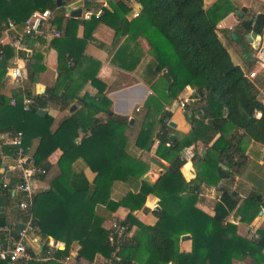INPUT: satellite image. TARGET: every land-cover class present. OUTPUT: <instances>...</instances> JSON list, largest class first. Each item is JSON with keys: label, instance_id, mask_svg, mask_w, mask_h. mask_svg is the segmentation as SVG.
Masks as SVG:
<instances>
[{"label": "trees", "instance_id": "obj_1", "mask_svg": "<svg viewBox=\"0 0 264 264\" xmlns=\"http://www.w3.org/2000/svg\"><path fill=\"white\" fill-rule=\"evenodd\" d=\"M138 3L140 15L131 22L126 20L130 9L121 0L111 2V10H104V16L109 19L117 38L128 34L127 42L113 58L115 64L126 71H134L140 58L131 50V44L144 38L154 57L152 77L164 71L159 82L164 84L163 97L159 91L158 97L151 96L147 101L149 112L137 136L136 146L148 149L160 125L158 138L161 143L157 153L170 163V167L156 185L142 182L140 193L130 194L120 204H131L132 211L122 225L123 234L116 233L117 240L122 241L134 226L138 230L126 243L112 244L109 232L103 228V219L95 214L94 209L98 204H107L110 210L117 208L119 204L109 201V195L113 184L123 179V169L129 168L134 178H141L147 167L128 152L130 120L113 114V103L105 94L106 86L96 77L101 63L84 55L88 42L93 40L90 32L83 39H77L80 20L55 18L52 23L61 31L64 20H67L64 37L54 40L55 45L66 46L59 54L56 84L47 89L45 95L26 93L36 102L31 112L23 109L24 94L14 93L17 100L14 106L10 98L0 95V133L16 135L22 132L24 146L28 148L41 131V141L33 157L35 165L48 172L50 154L57 149L62 151L58 162L60 174L51 182L50 191H42L35 198L32 224L44 236L51 234L66 241V250L57 253L56 259L67 256L72 242L78 238L82 245L79 256L88 261L101 254L112 259V264H234L250 256L256 264H264V241L241 238L236 226L227 222L235 209L241 213L242 221H253L263 205L258 194L252 192L239 207L238 199L224 192L214 217L196 208L198 192L203 185L217 187L229 177L220 164L235 172L244 166L245 139L264 145V104L248 76L233 63L219 39L217 24L223 17L218 15L220 4L205 10L204 0H138ZM48 9L52 12L58 9L56 0H0V31L9 21L20 24L34 11ZM90 21L99 23L95 19ZM76 44L78 48L74 51L70 45ZM0 51L4 66L15 57L10 46L1 47ZM33 58L38 59L36 55ZM91 62L97 67L88 72ZM35 65L29 67V74ZM89 82L98 90L97 95L86 92L82 97L81 93ZM152 88L156 92L155 84ZM187 88L191 91L190 98L198 100L190 111H186L192 130L188 134L178 132L170 136L167 133V129H171L167 123L168 115L158 118L164 109L161 100L172 102ZM78 100L83 102L82 108L63 121L55 132L50 130L52 119L38 115V108L50 101L69 108ZM102 113L107 116L105 121L98 118ZM257 113L261 114L260 118L256 117ZM82 127L90 135L86 134L78 143ZM239 131L244 134L238 136ZM198 143H203L206 151L195 166L196 179L186 183L180 172L185 165L181 152ZM3 150L14 156L17 148L4 147ZM80 158L97 174L93 185L84 174L73 171V164ZM5 191L11 194L9 190ZM149 193L161 200L162 215L155 226H147L132 215L133 211L143 207ZM66 199L68 203H65ZM245 213L251 215L249 219L245 218ZM53 224L55 227H51ZM2 226L7 224L4 222ZM74 230L78 234L72 238L71 231ZM61 232L71 234L70 240L60 236ZM187 234L192 236V250L181 252V236ZM124 246L128 247V253L119 262L116 260L120 254L118 249ZM77 263L78 260H73L71 264Z\"/></svg>", "mask_w": 264, "mask_h": 264}, {"label": "crops", "instance_id": "obj_2", "mask_svg": "<svg viewBox=\"0 0 264 264\" xmlns=\"http://www.w3.org/2000/svg\"><path fill=\"white\" fill-rule=\"evenodd\" d=\"M78 2V0H71ZM120 0H87L88 5L84 4L83 0H79L80 3L75 4L76 10L82 8L84 12L92 11L98 12L103 4H107L104 10H111L110 3H116ZM124 2V0H121ZM126 6L130 9L126 15V20L131 22L137 17H134L135 12H139L141 9L138 0H125ZM67 3V2H66ZM137 4V7H135ZM216 4H220L221 10L218 15H222V19L217 24V33L223 46L229 52L232 61L235 65L239 66L243 72L249 77L251 73H255L254 78H249L250 82L257 92L259 100L264 104V64L259 59L261 49L264 47V0H204L205 10H210ZM66 5V4H65ZM131 5V6H130ZM65 6L58 8L53 13V19L59 17L70 18L67 16ZM245 9L246 11H243ZM83 12V13H84ZM105 14V13H104ZM78 28L76 29L77 39H83L87 32H90L93 40L89 41L85 49V57L101 63V67L97 73V78L105 84V94L112 101V112L114 115L134 118L135 122L133 125L129 124L127 130V136L129 138L128 152L134 158L139 159L147 167L141 178H134L132 176L133 171L129 168L123 169L124 177L121 181H116L110 192L109 201L119 204L114 210L109 209L107 204H98L94 212L97 216L103 219V228L108 233L109 241L112 244L126 243L133 238L138 230L136 226L132 227L131 231L126 237L120 241L114 236L111 239V233H114L113 225L119 224L121 227L131 213V204L122 206L120 205L130 194H139L143 188L142 182H147L150 186H154L158 181L166 174L167 169L170 167V163L162 159L157 151L160 146L159 134L161 133V126L158 125L154 134L153 141L148 149H141L136 146V139L141 131L142 123L145 119L149 109L146 108V103L149 98L154 94L155 97L160 94H164V84H159L161 73L156 77H152L153 55L150 53V46L144 38H139L136 42H132L131 50L134 52L137 58H140L139 65L134 71H126L115 64L113 58L118 49L127 42L128 34H122L120 38L116 37V32L113 27L109 24V19L104 16V19L95 23L90 20L80 18ZM5 25V24H3ZM4 27V26H3ZM67 27V20H64L62 33L63 38L65 29ZM18 31L22 32V27H18ZM237 32L241 37V41L235 42L231 38V33ZM14 31L7 30L6 28L0 31V48L3 46H9L10 40L12 39ZM260 40L257 41V37ZM26 50L16 52L15 57L7 65L4 66L3 61L0 68V95L7 98L13 99L14 93H22L26 96V93L30 92L32 95H45L47 89L53 88L58 80V60L60 52H64L66 47L63 44L58 43L55 45L54 40H44L42 38H25L23 41ZM72 50L76 51L78 44L71 47ZM38 59H34V56ZM19 56L23 60L25 69V78L18 87L9 78H7V72L11 68L15 58ZM254 63V65H253ZM36 64L35 69L29 74V67ZM96 64L91 62L88 66V72L96 70ZM37 84L43 85V91H37ZM155 84L156 92L152 86ZM89 93L91 96L97 95L98 90L87 83L84 90L81 93L83 97L84 93ZM162 92V93H161ZM190 88L185 89L178 98L172 103H167L161 100V104L164 106L162 113L158 116L161 118L162 115L167 114V123L173 122L176 124V128L169 126L171 129H167V133L170 136H174L176 133L188 134L192 130L191 124L187 121L186 111L181 107V101L188 94L190 95ZM192 106L198 102L197 99H191ZM177 103L179 105H177ZM190 104V105H191ZM72 106H77L74 112H70ZM83 102L78 100L70 104L69 108H62L55 102H48L46 106L38 108L47 111L46 116L52 119V125L50 127L51 132H55L63 121L68 119L72 114L81 109ZM140 107V111L137 112L136 108ZM31 112V111H29ZM38 112V111H37ZM39 115V114H38ZM40 116V115H39ZM41 117V116H40ZM44 118V117H43ZM98 118L105 121L107 116L105 114H99ZM34 138L30 147L25 148L24 146V135H23V147L26 152V160L28 168L44 169L41 166L35 165L33 161L34 154L36 153L38 146L41 141V131ZM90 132L86 130L85 133L78 138L79 143L81 139ZM243 131H239L238 136H242ZM17 135V134H16ZM16 135L11 133H0V177L9 181L12 187L20 183L23 177V171L16 162L17 150L14 156L3 152L4 147H14L12 140ZM245 156L246 161L243 167L239 168L237 172L232 171L228 166L220 164V168L228 172L229 177L223 179L217 187H208L203 185L198 192V202L196 208L208 216H215V208L221 201L224 192H229L234 199H238L239 207L242 202L252 193L258 194L262 198V204H264V145L252 141L249 138L245 139ZM11 151V149H10ZM186 151V154L192 157H185L182 153ZM206 151V146L203 143L194 144L186 147L181 152V158L185 161V165L181 168V176L186 183H190L197 177L196 164L203 158ZM185 153V152H184ZM62 156V151L57 149L50 154L48 162L51 165L50 170L45 174H33L30 176L33 181V185L37 188V195L42 191H50L51 182L60 174L58 166L59 159ZM188 165H191L188 167ZM73 171L76 174H84L88 182L93 185L97 177V174L87 166L83 159H78L73 164ZM45 175V177H44ZM149 176L153 182H148L145 177ZM233 192H236L237 196H233ZM35 196V198H36ZM29 210H23L19 207V203L27 199L23 193H6L5 190L0 188V252L8 248V232L4 231V227H9L13 232L24 229L28 225H32L33 220V206ZM69 200L66 199L65 203ZM160 198L155 196L153 193H149L146 202L140 209L132 212V215L141 223L147 226H155L162 215V208L160 206ZM71 205V204H70ZM73 206V205H72ZM74 207V206H73ZM159 207V208H158ZM77 208V207H76ZM260 213V212H259ZM259 213L253 221H242L241 213L238 209L232 211L227 218V222L234 224L237 228V235L241 238L249 240L247 237V231L252 225L261 224L259 220ZM245 218L249 219L250 214L245 213ZM7 226H2V223ZM56 222H54L55 224ZM54 224L51 227H55ZM23 229V230H24ZM73 235H65V232H61L59 235L63 238L70 240V235L73 238L74 235L78 234L77 230L71 231ZM261 233L264 232V224H262ZM115 234V233H114ZM121 235V234H120ZM190 235V234H187ZM191 236V235H190ZM182 237V236H181ZM251 241V240H250ZM50 242H58L62 246L67 248L66 241L62 239H56L54 235L47 234L43 235V232L39 229H35L27 232V248L31 253V260L29 264H41L49 261L56 262L57 264H65L64 258L56 259V254L65 250H51ZM82 248L80 239L76 238L71 244L69 254L72 255V260H78L83 264H111L112 259L106 258L101 254H97L93 261H88L79 256V252ZM52 249V248H51ZM181 252H190L192 250V236L188 240H180ZM120 254L116 256L117 261H122L128 253V247H121L118 249ZM68 254V255H69ZM264 254V247H263ZM243 261L234 262V264H256L254 260L247 256ZM0 264H15L9 259H0ZM176 264V263H169Z\"/></svg>", "mask_w": 264, "mask_h": 264}, {"label": "built area", "instance_id": "obj_3", "mask_svg": "<svg viewBox=\"0 0 264 264\" xmlns=\"http://www.w3.org/2000/svg\"><path fill=\"white\" fill-rule=\"evenodd\" d=\"M107 4H103L101 9L98 12L86 11L83 13V18L86 20H98L99 22L102 21L104 16V8H106ZM131 6V5H130ZM141 9L139 12H135L133 15L134 17H138L140 15ZM53 13L51 10H36L34 11L25 21L18 24L15 21H9L7 25L4 27L7 30L14 31L15 34L13 35L12 39L10 40L9 46L15 50L16 52L26 50V47L23 44L25 38H42L44 40H55L63 36L62 31L57 27L56 24L52 23L51 20L53 19ZM69 17V13H67ZM22 27V32L18 31V27ZM2 52V51H0ZM260 61L264 64V47L261 49L259 54ZM23 62L19 56L15 58L12 63L11 70L15 71L19 68V63ZM24 64V63H23ZM25 69V66H24ZM24 69L19 73L17 72L16 76L13 77L9 75V70L7 72V78L11 79L15 84L16 87L20 85V83L25 78ZM256 76L255 73H251L248 78H254ZM11 105H16L17 100L16 98L11 99ZM35 99L32 96H24L23 98V109L26 112H29L33 109L35 105ZM181 107L185 109L186 103L181 102ZM136 111H140V107L136 108ZM257 118L261 117L260 113L256 114ZM12 145L17 147V159L16 162L18 166L23 171V177L20 183L16 184V186L12 187L11 183L2 177H0V188L2 190H9L10 192L14 193H23L26 195L27 199L21 201L19 203V207L23 210H29L33 204L34 198L37 194V188L33 185L32 178L30 173L33 174H45L46 171L43 169H37L35 167L28 168L27 160H26V152L25 148L23 147V133L19 132L12 140ZM259 220H261V224L259 225H252L247 231V237L249 240L257 242V241H264V232H260L262 229V224H264V204L261 207L259 213ZM4 231L8 232V248L4 251L0 252V259H9L12 263L15 264H29L32 256L29 252L26 244L27 240V232L33 230L32 225H28L26 229L19 230L13 232L11 228L4 227ZM114 233H111V239H114L116 233L123 234L124 229L119 224L113 225ZM50 251L51 250H66L65 246H62L58 242H50L49 243ZM72 255L69 254L64 258L65 264L72 263ZM77 264H83L82 262H78ZM112 264V262H111Z\"/></svg>", "mask_w": 264, "mask_h": 264}, {"label": "water", "instance_id": "obj_4", "mask_svg": "<svg viewBox=\"0 0 264 264\" xmlns=\"http://www.w3.org/2000/svg\"><path fill=\"white\" fill-rule=\"evenodd\" d=\"M85 5H88L87 0H83ZM56 4L58 8H62L63 6H65L66 2L64 0H56ZM67 13H69V16L72 20H78L80 18H82L83 16V12L84 10L82 8L76 9V10H70L69 8H66ZM243 11H246L245 9H243ZM231 38L235 41V42H240L241 41V37L239 36V34L237 32H232L231 33ZM195 94V92H193ZM77 108V106H72V108L70 109V112H74L75 109ZM38 114L41 117H45V115L47 114V111L44 109H40L38 110ZM135 122L134 118H130V125H133ZM169 126L176 128V124L173 122H169ZM82 132L85 133L86 129L84 127H82ZM145 180L148 182H153L152 179L149 176L145 177ZM233 196H237L236 192H233ZM159 208V207H158ZM24 229V226L21 227V231ZM191 236L190 235H183L181 237L182 240H188L190 239Z\"/></svg>", "mask_w": 264, "mask_h": 264}, {"label": "rangeland", "instance_id": "obj_5", "mask_svg": "<svg viewBox=\"0 0 264 264\" xmlns=\"http://www.w3.org/2000/svg\"><path fill=\"white\" fill-rule=\"evenodd\" d=\"M81 1V0H80ZM94 1V0H93ZM117 2V1H116ZM78 3H80L79 2V0H78V2H76V1H73V3L71 2V1H69V2H67L66 3V5H65V8H63L64 10L66 9V8H69L70 10L71 9H74L75 8V4H78ZM124 3H127L125 0H124ZM75 5V6H74ZM135 7H137V4H135ZM130 13H132V12H130ZM129 13V14H130ZM6 24H8V23H6ZM5 24V25H6ZM5 25H3V26H5ZM153 57V56H152ZM153 61H154V57H153ZM253 65H254V63H253ZM161 73H164V71L163 72H161ZM160 73V74H161ZM159 74V75H160ZM164 75H160V78H162ZM152 96H155L154 94L152 95ZM176 100V99H175ZM174 100V101H175ZM191 98H190V95L188 94L186 97H184L183 99H182V101L181 102H185L186 103V107H185V111H190V109L193 107L192 106V104H191ZM174 101H172V103L174 102ZM167 102V101H166ZM168 103V102H167ZM170 103V102H169ZM191 104V105H190ZM177 105H179L178 103H177ZM181 105V104H180ZM189 106V107H188ZM188 107V108H187ZM154 110H155V112H157V107L156 106H154ZM185 153L183 154V156H185V157H192L191 155H189V154H186V151H184ZM243 259H246V258H243ZM243 259L242 260H237V261H235V262H238V261H243Z\"/></svg>", "mask_w": 264, "mask_h": 264}, {"label": "clouds", "instance_id": "obj_6", "mask_svg": "<svg viewBox=\"0 0 264 264\" xmlns=\"http://www.w3.org/2000/svg\"><path fill=\"white\" fill-rule=\"evenodd\" d=\"M257 41H259L260 40V37L258 36L257 38ZM24 69V64H23V62H20L19 63V68L18 69H16L15 71H12L11 69H9V75H11V76H13V77H15L16 76V74H17V72H21L22 70ZM43 85H39V84H37V86H36V88H37V91L38 92H42L43 91ZM191 165H188V167H190Z\"/></svg>", "mask_w": 264, "mask_h": 264}]
</instances>
